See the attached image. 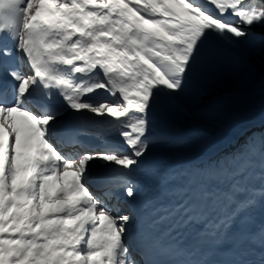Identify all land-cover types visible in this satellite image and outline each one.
Wrapping results in <instances>:
<instances>
[{"label":"snow or ice","instance_id":"obj_1","mask_svg":"<svg viewBox=\"0 0 264 264\" xmlns=\"http://www.w3.org/2000/svg\"><path fill=\"white\" fill-rule=\"evenodd\" d=\"M217 43L251 75L264 0H0V264H264V138L204 166L145 160L154 109Z\"/></svg>","mask_w":264,"mask_h":264},{"label":"rangeland","instance_id":"obj_2","mask_svg":"<svg viewBox=\"0 0 264 264\" xmlns=\"http://www.w3.org/2000/svg\"><path fill=\"white\" fill-rule=\"evenodd\" d=\"M214 48L216 52L214 60H206L197 66L187 85V94L177 97L169 107L181 116V124L190 125L195 119H205L222 128L243 114L257 113L264 105V58L259 56L249 58V63L254 68L253 73L249 75L244 65L238 62L237 53L227 48L226 44ZM254 78H258L256 83H252ZM228 79L235 83L233 90H231ZM250 88L259 90L249 92ZM202 89L206 90L207 95L204 96L201 107L198 109L191 103L190 94L201 93L203 95ZM210 101L209 110L205 106L209 105ZM201 113L207 114L202 115ZM212 136L216 138L213 134L208 138L211 139ZM254 142L257 143L258 140ZM191 145L199 152L204 150L200 140H193L189 146Z\"/></svg>","mask_w":264,"mask_h":264},{"label":"bare ground","instance_id":"obj_3","mask_svg":"<svg viewBox=\"0 0 264 264\" xmlns=\"http://www.w3.org/2000/svg\"><path fill=\"white\" fill-rule=\"evenodd\" d=\"M225 78V77H224ZM259 78V77H258ZM258 78L252 79V83H256ZM228 83L231 86V90L235 87V83L228 79ZM221 89V88H220ZM216 89V90H220ZM258 88H250L249 92H258ZM220 92V91H219ZM264 106V105H263ZM173 107V106H172ZM178 107V106H177ZM176 107V108H177ZM180 107V106H179ZM174 109V108H173ZM263 109L260 113H249L244 114L236 118L234 122H230L228 125L220 128L215 125L212 121H207L204 119H195L194 122L190 125L181 124L180 117L176 112H173L170 108L165 109L164 111L154 109L151 117V126H150V139L153 143L150 146V150L145 157V160L149 165L164 162L172 165H191V166H204L207 165L206 162L209 160L207 155H210L208 149L215 142L216 138H208L209 135L221 133L223 130L227 129L228 134H232L233 129L235 131H242L247 126L255 123L257 120L261 119L263 115ZM180 110V108H179ZM185 118V117H184ZM188 118V117H187ZM186 122V120H184ZM224 125V124H223ZM222 129V130H220ZM207 137V138H206ZM264 137V134L262 138ZM230 137H228L229 139ZM116 138L113 137V140ZM91 138H86V142L91 144H100L101 141H91ZM98 140V139H97ZM193 140H200L203 143L204 150L199 152L198 149L194 146H189L192 144ZM255 140V139H254ZM252 142H249L251 145ZM165 141H176L175 143H165ZM196 142V141H195ZM198 143V142H197ZM260 141L256 144L259 145ZM249 145L246 148L249 147ZM237 148L233 151L220 154V160L223 162L225 158L231 159L233 154L239 156L237 153ZM211 162V161H210ZM96 174L92 172V186H96L100 182V176L97 174L101 169L97 168ZM152 183H155L152 181ZM143 192H139L136 199L130 201V203L123 204L124 210L140 208L142 209L143 202L145 200ZM160 203H167L166 200L160 201ZM159 206V204L157 205ZM139 209V210H140ZM257 211V210H256ZM255 211V214H256Z\"/></svg>","mask_w":264,"mask_h":264}]
</instances>
